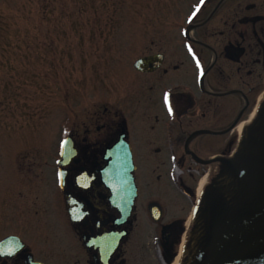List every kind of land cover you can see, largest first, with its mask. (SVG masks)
Here are the masks:
<instances>
[{
    "label": "flooded vegetation",
    "instance_id": "flooded-vegetation-1",
    "mask_svg": "<svg viewBox=\"0 0 264 264\" xmlns=\"http://www.w3.org/2000/svg\"><path fill=\"white\" fill-rule=\"evenodd\" d=\"M146 9V32L133 40V76L113 84L115 107L70 123L75 155L64 167L65 189L56 151L48 174L20 135L16 145L7 139L0 264L180 258L201 180L216 176L236 152L264 97V0H148ZM141 58L146 72L134 66ZM123 135L134 164L129 207L111 204L101 178L106 149ZM124 191L116 187L120 202Z\"/></svg>",
    "mask_w": 264,
    "mask_h": 264
},
{
    "label": "rangeland",
    "instance_id": "rangeland-1",
    "mask_svg": "<svg viewBox=\"0 0 264 264\" xmlns=\"http://www.w3.org/2000/svg\"><path fill=\"white\" fill-rule=\"evenodd\" d=\"M147 2L0 0V195L11 171L1 151L7 138L16 145L13 133L49 174L67 119L115 107L113 84L133 76Z\"/></svg>",
    "mask_w": 264,
    "mask_h": 264
},
{
    "label": "water",
    "instance_id": "water-1",
    "mask_svg": "<svg viewBox=\"0 0 264 264\" xmlns=\"http://www.w3.org/2000/svg\"><path fill=\"white\" fill-rule=\"evenodd\" d=\"M115 157L107 177L121 172L131 184L132 167ZM184 254L181 264H264V101L239 150L204 191Z\"/></svg>",
    "mask_w": 264,
    "mask_h": 264
},
{
    "label": "snow or ice",
    "instance_id": "snow-or-ice-1",
    "mask_svg": "<svg viewBox=\"0 0 264 264\" xmlns=\"http://www.w3.org/2000/svg\"><path fill=\"white\" fill-rule=\"evenodd\" d=\"M201 3H203V0H201ZM198 10H199V8H197V11H198ZM166 99H167V98H166ZM169 111H171V108H170V107H169ZM67 144H68V141L65 140V141L62 142L61 147H64V146L67 145ZM0 254H3V253H0ZM8 254H9V255H14L15 253L10 251Z\"/></svg>",
    "mask_w": 264,
    "mask_h": 264
},
{
    "label": "bare ground",
    "instance_id": "bare-ground-1",
    "mask_svg": "<svg viewBox=\"0 0 264 264\" xmlns=\"http://www.w3.org/2000/svg\"><path fill=\"white\" fill-rule=\"evenodd\" d=\"M176 264V263H175Z\"/></svg>",
    "mask_w": 264,
    "mask_h": 264
}]
</instances>
